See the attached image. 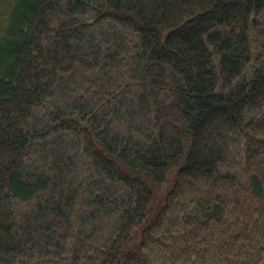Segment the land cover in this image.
<instances>
[{"label": "trees", "instance_id": "16d2710c", "mask_svg": "<svg viewBox=\"0 0 264 264\" xmlns=\"http://www.w3.org/2000/svg\"><path fill=\"white\" fill-rule=\"evenodd\" d=\"M0 264H264V0H0Z\"/></svg>", "mask_w": 264, "mask_h": 264}]
</instances>
